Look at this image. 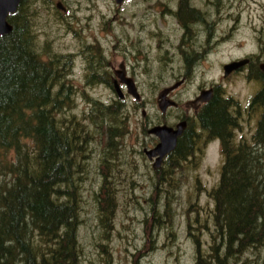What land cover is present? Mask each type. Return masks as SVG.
Masks as SVG:
<instances>
[{"label":"rangeland","instance_id":"rangeland-1","mask_svg":"<svg viewBox=\"0 0 264 264\" xmlns=\"http://www.w3.org/2000/svg\"><path fill=\"white\" fill-rule=\"evenodd\" d=\"M126 1L120 6L115 0L32 2L38 42H50L55 52L72 55L74 67L69 79L73 77L75 86L84 88L85 59L90 56L101 59L102 48L115 68L126 62L129 72L136 70L139 97L135 99L124 89L121 117L127 122L128 130L120 139V154L116 161L112 160L114 164L107 173L117 205L114 229L106 243L100 237L101 228L92 202L102 182L100 166L110 164L105 156L102 160L103 153L108 151L105 137L102 142L103 133L91 129L96 133L77 155L78 171L83 177L80 184L84 221L77 231L82 262L106 264L108 254L107 264H195L198 246L204 252L210 241L204 228L200 227L197 233L196 210L203 219L201 206L212 207L207 191L219 181L224 162L221 143L215 139L208 141L196 122V130L201 129L196 131L199 136L194 153L199 165L184 168L191 172L189 175L185 172V178L178 167L173 176L166 175L164 180L160 170L156 171L159 165L153 167V159H148L143 152V147L147 148L153 139L147 128L155 123L175 122L178 112L168 109L165 117L157 106V98L163 88L185 76V83L173 93L175 100L183 103L198 94L200 87L208 89L218 85V98L229 102L230 114L240 123L241 131H235L236 140L240 135L250 137L255 132L259 110L248 105L261 85L255 69L264 60V0H185L195 14L198 9L204 16L202 22L187 21L186 25L179 8L181 0ZM57 3L65 9V15L59 7L55 8ZM125 49L130 55L123 54ZM187 55L192 59H187ZM238 59H250L251 63L239 73L224 77L223 64ZM83 92L100 101L115 99V93L103 82L87 86ZM78 100L76 97V104ZM87 109L80 102L71 111L82 120V113ZM147 121L151 124H145ZM197 177L203 188L196 187ZM161 180L165 183L160 184ZM157 190L164 191L166 194L162 197L166 195L165 201L172 204L170 217L159 221L162 225H154L147 234L150 228L145 219H151ZM99 243H104L103 251Z\"/></svg>","mask_w":264,"mask_h":264},{"label":"trees","instance_id":"trees-1","mask_svg":"<svg viewBox=\"0 0 264 264\" xmlns=\"http://www.w3.org/2000/svg\"><path fill=\"white\" fill-rule=\"evenodd\" d=\"M184 1L179 8L186 25L195 21V13ZM32 2L20 0L7 17L11 31L0 35V264H83L77 232L84 221L83 177L77 155L96 133L91 129L103 133L108 151L102 160L105 156L110 164L100 166L102 182L92 202L106 243L117 205L107 173L128 130L121 117L125 98L115 95L108 102L85 96L87 86L108 82L95 68L84 77L83 89L72 83L70 55L57 53L51 43L42 45L36 38ZM203 20L196 9V22ZM255 71L261 85L250 104L259 110V118L250 137L240 135L236 140L238 126L226 110L228 101L215 97L199 116L209 139H220L224 162L218 183L207 191L212 207L201 206L203 219L196 210L197 233L204 228L210 241L204 252L198 246L195 264H264V73L258 67ZM80 102L88 108L82 120L71 111ZM188 143L192 145L190 135ZM182 148L156 170L164 180L173 176L186 155L188 149ZM157 176L161 178L160 173ZM163 194L156 191L151 219H145L147 234L154 225H162L159 221L169 220L172 204ZM103 244H98L102 251ZM105 259L107 264L108 254Z\"/></svg>","mask_w":264,"mask_h":264},{"label":"flooded vegetation","instance_id":"flooded-vegetation-1","mask_svg":"<svg viewBox=\"0 0 264 264\" xmlns=\"http://www.w3.org/2000/svg\"><path fill=\"white\" fill-rule=\"evenodd\" d=\"M124 2L126 3L127 1L123 0L122 3L117 4V5L120 6ZM56 7L57 6L55 5V8ZM58 10L65 15V9L63 7L58 8ZM195 21H196V14H195ZM109 28H111V24L109 25ZM102 29H104V28L102 27ZM46 42L47 41H44L41 44L43 45ZM90 47H91V45L87 46L86 48L90 49ZM104 51H105L104 48H102L101 49V52H102L101 59L94 60V59H91V56L89 58L85 59V66H84L85 75L88 73V71L91 68H95L96 69L95 72H96L97 75L106 76V79H108V82L107 83L103 82V84H105L110 89H112V91L115 93V95L119 96L118 93H117V90H116L117 88L120 90V92L122 94V98H124L126 96V94L124 93V89L126 90V92L128 94L132 95L128 91V86H127L126 81L128 79L131 80L133 82V84H134V87H135L136 91H137V87L135 85V77H134L135 74H136V70L131 69V71L129 72L128 68L126 67V62L120 63L118 65V68H115V66L112 64V62H110V59L107 58L106 53ZM123 54L124 55H130L126 49L123 51ZM79 55H80V53H79ZM133 55H136V53L133 54ZM70 57L73 60L72 55H70ZM250 63H251V60H249L248 64L245 65L243 68H241L239 70H236V71H233L231 74L239 73L245 67H247ZM109 69L111 70V73H110ZM185 81H186V77L182 76L180 78V80H178L177 82H175L174 84H172L170 86H167L169 88V87L175 85L176 83H179L176 88L171 89L169 91V93L167 94L168 99H171L174 102L172 106L167 108V110L169 109V110H172V111H177L178 114L176 116L175 122H173L171 124H167V123H159V124H166V125L172 127L173 129H176L177 126L180 125V124H183V126H182V129H181L180 133L176 137L175 144H174L173 148L170 149L168 152H166L162 156L160 165L158 167V169L161 168V166H163L164 163H166V161L169 158H171V157L175 158L176 150L183 146L184 148H182V149H184V151H186V149H188V151H186V153H185L186 155L183 157V159H181L179 161L178 167H180V170L182 171L184 178H185V172H186V171L183 170L184 168H187L191 164H196V166L199 165V161L197 160L198 158L195 157L194 153L196 151L195 143H196V140L198 139V136H199L196 133V131L199 132L201 129H197L196 130V122L199 124V116H200L202 108L205 105L210 104V102L215 97H218L217 93H218V91L220 89V87L218 85L211 86L210 88H208L210 90V93L206 94V95L209 96V99L205 100V101H196V98H197L198 94L200 93L201 90H203L202 89L203 87H200L199 91H198V94H196L192 99L189 98L185 102L182 103V102H179V101L174 99L173 93L181 85H183L185 83ZM249 107H251V105ZM167 110L165 112H161L162 114H164L165 117L169 114L168 113L169 110L168 111ZM226 110L228 111V113H229V115L231 117V120L237 124L238 128L236 130H239L241 127H240L239 121L236 119L237 117L236 116H232L230 114V111L228 110V105H227ZM145 124L150 125L151 123H150V121H147ZM145 127L146 126H144V130H145ZM199 127H200V125H199ZM203 133L205 134V136H207V140L209 141L210 135L207 132H203ZM189 135L191 136L192 145L188 143ZM152 138L153 139L150 141V144L147 146V148H145V146L143 147L144 150L145 149H152L154 146H156V144L158 143V139L155 136H152ZM218 139H215V141H218ZM183 141H184V144L182 145ZM219 142H220V139H219ZM188 144L191 146V148H189V146H187ZM190 173L191 172H188V171L186 172V174H188V175ZM196 187L203 188L201 186V183H200V180H199L198 177H197V180H196Z\"/></svg>","mask_w":264,"mask_h":264},{"label":"water","instance_id":"water-1","mask_svg":"<svg viewBox=\"0 0 264 264\" xmlns=\"http://www.w3.org/2000/svg\"><path fill=\"white\" fill-rule=\"evenodd\" d=\"M123 0H115L117 4L122 3ZM20 0H0V35L7 34L11 31L12 27L7 21V17L9 14H12L16 11L17 6L19 4ZM57 7L61 8L62 6L60 3H57ZM248 62V59H242L238 61H232L230 63L223 65V74L224 77L228 76L232 71L240 69L242 66H244ZM260 69L264 72V61L259 64ZM128 86V91L138 99V94L136 92V89L134 87V84L131 80L126 81ZM177 86L174 85L175 88ZM117 93L120 98H122V94L120 90L117 88ZM170 90L164 89L157 98V104L158 108L161 112H165L167 107L171 106L173 102L170 99H167V93ZM209 91L203 90L200 92L199 96L196 98V101H205L209 99V96L206 94H209ZM183 124H180L177 126L176 129H173L172 127H169L167 125H154L150 127L147 132L149 134H152L156 136L159 139V142L157 145L152 149H145L144 153L146 154L148 159H153V167H156L160 165L162 156L168 152L170 149L173 148L175 144V140L177 135L180 133L182 129Z\"/></svg>","mask_w":264,"mask_h":264}]
</instances>
